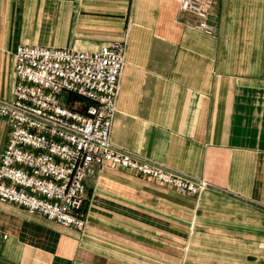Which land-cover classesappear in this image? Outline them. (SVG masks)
Masks as SVG:
<instances>
[{
    "label": "crops",
    "instance_id": "obj_1",
    "mask_svg": "<svg viewBox=\"0 0 264 264\" xmlns=\"http://www.w3.org/2000/svg\"><path fill=\"white\" fill-rule=\"evenodd\" d=\"M0 0V97L19 46L127 42L115 146L202 178L179 194L117 166L86 180L83 231L0 201V264H264V0ZM11 131L0 117V163Z\"/></svg>",
    "mask_w": 264,
    "mask_h": 264
},
{
    "label": "built area",
    "instance_id": "obj_2",
    "mask_svg": "<svg viewBox=\"0 0 264 264\" xmlns=\"http://www.w3.org/2000/svg\"><path fill=\"white\" fill-rule=\"evenodd\" d=\"M215 0H181L196 28L214 32L208 17ZM127 42L94 52L21 45L15 53L12 98L0 97V117L11 131L0 163V201L83 231L86 180L112 165L200 197L214 187L202 178L115 146L111 141Z\"/></svg>",
    "mask_w": 264,
    "mask_h": 264
}]
</instances>
